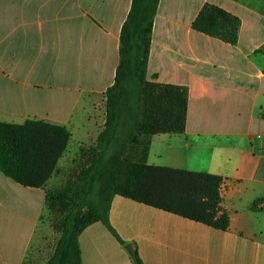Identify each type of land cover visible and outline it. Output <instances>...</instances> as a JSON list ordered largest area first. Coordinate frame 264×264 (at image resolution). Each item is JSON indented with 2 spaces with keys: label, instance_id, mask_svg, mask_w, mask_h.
Here are the masks:
<instances>
[{
  "label": "crops",
  "instance_id": "0c3cea01",
  "mask_svg": "<svg viewBox=\"0 0 264 264\" xmlns=\"http://www.w3.org/2000/svg\"><path fill=\"white\" fill-rule=\"evenodd\" d=\"M133 0H0V120H41L71 133L69 154L95 148ZM211 4L241 21L233 46L196 32ZM264 0H160L147 79L185 87L182 134L142 140L147 164L222 178L219 231L120 196L110 221L144 264H264ZM42 189L0 173V264H27ZM82 264H133L102 224L80 236Z\"/></svg>",
  "mask_w": 264,
  "mask_h": 264
},
{
  "label": "trees",
  "instance_id": "16d2710c",
  "mask_svg": "<svg viewBox=\"0 0 264 264\" xmlns=\"http://www.w3.org/2000/svg\"><path fill=\"white\" fill-rule=\"evenodd\" d=\"M159 4L160 0H133L121 30L115 83L105 94L104 130L95 148L80 151L79 171L64 187L48 185L68 152L70 131L41 120H0V173L24 188L45 191V210L60 234L47 264H82L80 236L96 223L127 246L110 221L116 196L215 230L230 227L221 207V177L148 165L149 147L141 148V139L184 133L188 118L187 88L147 79ZM240 27L238 17L211 4L192 23L194 31L233 46ZM132 261L144 264L137 249Z\"/></svg>",
  "mask_w": 264,
  "mask_h": 264
},
{
  "label": "rangeland",
  "instance_id": "374dc122",
  "mask_svg": "<svg viewBox=\"0 0 264 264\" xmlns=\"http://www.w3.org/2000/svg\"><path fill=\"white\" fill-rule=\"evenodd\" d=\"M80 154L73 155L66 153L60 161L58 172L50 181L49 189H59L64 187L68 180L75 177L79 171L78 163L81 162ZM60 234L52 227V219L47 210L44 209L42 219L36 232L34 248L28 258L27 264H47V261L54 253Z\"/></svg>",
  "mask_w": 264,
  "mask_h": 264
},
{
  "label": "water",
  "instance_id": "95a60500",
  "mask_svg": "<svg viewBox=\"0 0 264 264\" xmlns=\"http://www.w3.org/2000/svg\"><path fill=\"white\" fill-rule=\"evenodd\" d=\"M125 249L127 250V252H128L130 255H133V250H132V247H131L130 245L125 246Z\"/></svg>",
  "mask_w": 264,
  "mask_h": 264
},
{
  "label": "built area",
  "instance_id": "2783aa9c",
  "mask_svg": "<svg viewBox=\"0 0 264 264\" xmlns=\"http://www.w3.org/2000/svg\"><path fill=\"white\" fill-rule=\"evenodd\" d=\"M220 190H222V185H221V187H220Z\"/></svg>",
  "mask_w": 264,
  "mask_h": 264
}]
</instances>
